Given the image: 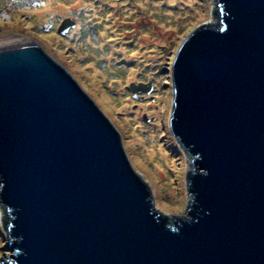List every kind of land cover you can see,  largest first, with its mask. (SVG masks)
<instances>
[{"label":"water","instance_id":"obj_1","mask_svg":"<svg viewBox=\"0 0 264 264\" xmlns=\"http://www.w3.org/2000/svg\"><path fill=\"white\" fill-rule=\"evenodd\" d=\"M171 65L184 219L74 78L38 46L0 50V264H264V0H207ZM63 20L59 31L73 26ZM151 83L131 84L132 95Z\"/></svg>","mask_w":264,"mask_h":264},{"label":"rangeland","instance_id":"obj_2","mask_svg":"<svg viewBox=\"0 0 264 264\" xmlns=\"http://www.w3.org/2000/svg\"><path fill=\"white\" fill-rule=\"evenodd\" d=\"M63 20L74 25L61 33ZM205 23H215L207 0H0V39L31 40L74 78L156 188L160 211L174 219L188 215L191 193L183 148L169 128L171 65L189 32ZM139 83L151 90L132 95ZM142 149L154 151L160 174ZM7 214L0 205V261L14 254Z\"/></svg>","mask_w":264,"mask_h":264},{"label":"bare ground","instance_id":"obj_3","mask_svg":"<svg viewBox=\"0 0 264 264\" xmlns=\"http://www.w3.org/2000/svg\"><path fill=\"white\" fill-rule=\"evenodd\" d=\"M32 45H34V43L31 40H24L22 38H5L3 40L0 39V50L6 49V48H10V49H14V48H18V49H22L23 47H33ZM162 151V150H161ZM153 150H147L145 153V149H142V153L144 155H142V157H144L145 159H149L151 162H154V167L153 169L157 172V174H160V163L156 160H153ZM161 157L165 160L166 159V153L161 152ZM6 215V214H5Z\"/></svg>","mask_w":264,"mask_h":264},{"label":"trees","instance_id":"obj_4","mask_svg":"<svg viewBox=\"0 0 264 264\" xmlns=\"http://www.w3.org/2000/svg\"><path fill=\"white\" fill-rule=\"evenodd\" d=\"M8 215V214H7ZM9 216V215H8ZM9 221H10V216H9V219H8V221L7 222H5L6 223V225H9Z\"/></svg>","mask_w":264,"mask_h":264}]
</instances>
